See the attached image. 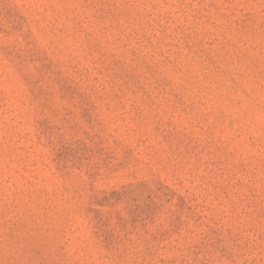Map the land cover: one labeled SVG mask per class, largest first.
<instances>
[{
	"label": "rangeland",
	"instance_id": "374dc122",
	"mask_svg": "<svg viewBox=\"0 0 264 264\" xmlns=\"http://www.w3.org/2000/svg\"><path fill=\"white\" fill-rule=\"evenodd\" d=\"M0 264H264V0H0Z\"/></svg>",
	"mask_w": 264,
	"mask_h": 264
}]
</instances>
